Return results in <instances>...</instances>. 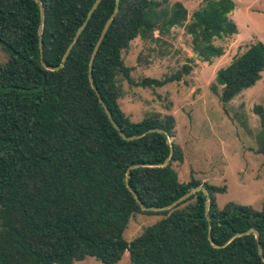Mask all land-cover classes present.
<instances>
[{
    "label": "trees",
    "instance_id": "16d2710c",
    "mask_svg": "<svg viewBox=\"0 0 264 264\" xmlns=\"http://www.w3.org/2000/svg\"><path fill=\"white\" fill-rule=\"evenodd\" d=\"M44 7L42 59L56 67L96 0H40ZM116 0H100L56 70L40 61L36 0H0V45L8 52L0 64V264H72L94 257L116 264L125 251L131 264H264V206L233 201L219 207L216 194L225 185L191 176L180 181L173 162L183 161L173 114L152 113L132 121L120 108L117 76L131 83L122 52L136 37L153 38L182 26L199 58L211 63L223 54L213 41L237 32L229 14L233 0H204L188 20L184 5L167 0H119L92 64L93 82L114 121L113 127L88 77L90 55L112 14ZM188 65L162 79L144 77L138 85L162 87L179 81ZM264 70V42L250 44L216 71L210 89L226 105L253 86ZM221 89L218 90V87ZM260 131L256 152L264 157V108L254 106ZM169 162L163 163L169 156ZM148 164L129 170L130 165ZM203 185L171 209L142 211L129 187L145 206L168 205ZM137 213L159 214L130 241L123 236ZM255 229L254 234L235 233ZM210 235L211 240L208 236ZM229 240V241H228ZM214 244L218 245L217 247Z\"/></svg>",
    "mask_w": 264,
    "mask_h": 264
},
{
    "label": "rangeland",
    "instance_id": "374dc122",
    "mask_svg": "<svg viewBox=\"0 0 264 264\" xmlns=\"http://www.w3.org/2000/svg\"><path fill=\"white\" fill-rule=\"evenodd\" d=\"M167 1L169 5L181 2L187 10V21L204 2ZM233 1L235 6L229 17L237 32L213 41L223 48V54L213 58L211 63L199 58L191 36L182 26L171 27L168 32L155 30L150 39L139 36L133 39L122 52L124 64L131 68L132 81L117 76L118 104L132 121H140L152 113L173 114L175 136L172 139L180 145L183 161L173 162L172 167L180 181H188L193 176L201 182L225 185V192L216 194L219 207L233 201L260 209L264 206V157L256 152L260 122L254 106L264 108V70L253 86L226 105L210 89L219 68L250 44L264 42V0ZM8 57V52L0 45V64ZM185 65L191 70L179 81L162 87L138 85L144 77L162 79ZM161 218L159 214H134L124 230V238L130 241L145 226ZM72 264L102 263L94 257H86ZM116 264H131L127 251Z\"/></svg>",
    "mask_w": 264,
    "mask_h": 264
},
{
    "label": "water",
    "instance_id": "95a60500",
    "mask_svg": "<svg viewBox=\"0 0 264 264\" xmlns=\"http://www.w3.org/2000/svg\"><path fill=\"white\" fill-rule=\"evenodd\" d=\"M39 4V10H40V24H39V27H38V36H39V50H40V61L42 63V65L49 69V70H56L60 67H62L64 65V62L67 58V55L71 49V47L73 46L75 40L77 39V37L79 36V33L81 31V29L83 28V26L86 24L87 20L89 19V17L91 16L93 10L95 9V7L97 6V4L100 2V0H96L93 5L91 6L90 10L88 11L87 13V16L85 18V20L83 21V23L79 26V28L77 29L75 35H74V38L73 40L71 41V43L69 44L68 48L66 49L63 57H62V60H61V63L56 66V67H49L45 64V62L43 61L42 59V43H41V36H42V31H43V22H44V7L41 3L40 0H36ZM118 2L119 0H116V5H115V8L112 12V14L107 18L100 34H99V37L94 45V48L92 50V53L90 55V59H89V64H88V77H89V81H90V84H91V87L93 88V90L96 92V95L98 97V100H99V103L101 104L105 114L107 115L109 121L111 122V124L113 125V127L119 132L120 136L125 139V140H132V139H136L138 137H140L141 135H144L145 133H149V132H153V131H158V132H163L161 129L159 128H151V129H148L146 130L145 132H143L141 135H132V136H126L122 131L121 129L119 128V126L117 125V123L114 121L113 117H112V114L110 113V111L108 110V108L106 107L105 103L103 102V99L101 98L99 92L97 91L96 89V86L94 85V82H93V76H92V64H93V60H94V57L96 55V52L99 48V45L100 43L102 42L104 36H105V33L112 21V19L114 18V16L116 15L117 11H118ZM166 142L171 145L172 143V138H170L169 136L166 135ZM169 159H170V154L169 156L164 160L163 163H160V164H156V166H163V165H166L168 162H169ZM145 165H148V164H144V163H136V164H132L129 166L127 172H126V182L128 181V177H129V170L132 169V168H135V167H138V166H145ZM129 190L131 191L134 199L136 200V202L139 204V207L142 211H152V212H157V211H161V210H167V209H171L173 206H175L177 203L185 200L186 198H188L191 194H193L195 191H198V190H202L205 194V215H206V218L208 220V228H210V220H209V215H208V208H209V197H208V193H207V190L206 188L203 186V185H198L196 187H193L191 188L188 192L184 193L183 195H181L178 199H176L175 201H173L172 203L168 204V205H165V206H161V207H156V206H145L141 200L139 199L137 193L129 187ZM248 233H252L254 234L255 236V239H256V244H257V250H258V253L259 255L262 256V251H261V245H260V241H259V233L257 230L255 229H249V230H246L244 232H241V233H235L230 239H232L233 237H237V236H240L242 234H248ZM209 240H211V237L210 235L208 236ZM229 241V240H228ZM214 246H218L216 244H214ZM264 260V259H263Z\"/></svg>",
    "mask_w": 264,
    "mask_h": 264
}]
</instances>
